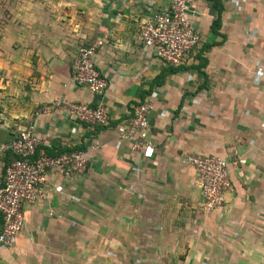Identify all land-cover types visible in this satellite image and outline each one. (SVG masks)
Listing matches in <instances>:
<instances>
[{
    "label": "crops",
    "instance_id": "1",
    "mask_svg": "<svg viewBox=\"0 0 264 264\" xmlns=\"http://www.w3.org/2000/svg\"><path fill=\"white\" fill-rule=\"evenodd\" d=\"M169 2L0 0V146L32 124L38 152L87 158L83 173L46 174L0 264H264V0H195L200 42L178 67L139 37ZM96 40L101 96L70 74ZM58 97L102 102L108 123L66 109L34 115ZM146 101L153 147L136 151L116 127ZM187 153L228 161L232 188L218 209L204 210Z\"/></svg>",
    "mask_w": 264,
    "mask_h": 264
},
{
    "label": "built area",
    "instance_id": "2",
    "mask_svg": "<svg viewBox=\"0 0 264 264\" xmlns=\"http://www.w3.org/2000/svg\"><path fill=\"white\" fill-rule=\"evenodd\" d=\"M195 0H170L168 6L148 16L139 33L143 46L153 50L157 58L167 66L184 64L187 56L198 46L200 36L196 31L188 9ZM96 40L80 47L71 64V79L76 86L87 88L92 94L101 96L107 88L106 80L94 65V57L102 46ZM52 109H66L76 120L94 125H106L107 110L102 102L95 107L84 103L67 102L58 97L49 105L39 107L34 115L47 114ZM151 102H141L132 107L128 122L116 127L118 139L128 141L133 150L153 147L149 115ZM40 139L34 134L32 124L24 127L14 138L0 146V154H12L15 159L4 167L0 177V249L14 246L20 233L25 205H34L42 192L40 184L45 182L48 172L68 169L83 173L87 158L83 151H74L58 156L37 152ZM184 162L195 171L207 212L222 206L224 194L231 191L228 161L217 156L184 154Z\"/></svg>",
    "mask_w": 264,
    "mask_h": 264
},
{
    "label": "trees",
    "instance_id": "3",
    "mask_svg": "<svg viewBox=\"0 0 264 264\" xmlns=\"http://www.w3.org/2000/svg\"><path fill=\"white\" fill-rule=\"evenodd\" d=\"M162 75H163V74H161L160 77H161ZM38 153H39V152L37 151L36 154H38ZM43 153H44V152H43ZM62 153H64V152H61V153L57 154L56 156L61 155ZM44 154H45V153H44ZM7 156H9V158H8L9 160L7 161V162H8L7 164H9L11 161H13V160L15 159V157H14L12 154H10V153H7ZM49 156H50V155H49ZM7 164H6V165H7Z\"/></svg>",
    "mask_w": 264,
    "mask_h": 264
}]
</instances>
